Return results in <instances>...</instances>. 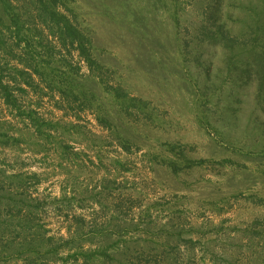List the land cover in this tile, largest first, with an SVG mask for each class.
Listing matches in <instances>:
<instances>
[{
    "label": "rangeland",
    "instance_id": "obj_1",
    "mask_svg": "<svg viewBox=\"0 0 264 264\" xmlns=\"http://www.w3.org/2000/svg\"><path fill=\"white\" fill-rule=\"evenodd\" d=\"M66 4L61 100L0 0V264H264V0Z\"/></svg>",
    "mask_w": 264,
    "mask_h": 264
},
{
    "label": "trees",
    "instance_id": "obj_2",
    "mask_svg": "<svg viewBox=\"0 0 264 264\" xmlns=\"http://www.w3.org/2000/svg\"><path fill=\"white\" fill-rule=\"evenodd\" d=\"M30 7L27 10L29 18L33 19L32 28H25L22 14L17 11V8L10 0H1L4 8V14L9 15L10 24L5 25V30L15 34L17 42H23L28 52L26 59H19V64L22 68H17L16 73L23 79V84L28 87H33V77L43 83V90L50 94L54 93L65 99V97L76 96L83 94L82 87L79 86L72 75L75 72L71 64L66 60L67 56L58 57L52 54V51L58 53L66 51L68 55L75 51L90 67L95 62L89 53V40H87L74 26L70 16L67 14V0H26ZM70 13V12H69ZM264 30V25L261 26V32ZM257 35L256 42H260L264 46V33ZM1 33V32H0ZM45 33V34H44ZM32 34L33 40L37 41L33 44L28 39ZM261 37V39H258ZM47 42L43 45V41ZM43 49L47 52L46 59L37 49ZM260 60V56L259 58ZM260 67H264V62ZM63 77L65 79H63ZM3 91V99L7 105H14V100L7 91L6 86H1ZM84 257L87 254H82Z\"/></svg>",
    "mask_w": 264,
    "mask_h": 264
}]
</instances>
